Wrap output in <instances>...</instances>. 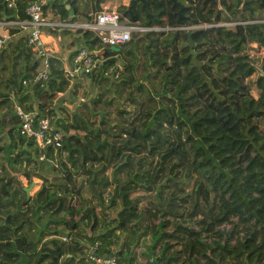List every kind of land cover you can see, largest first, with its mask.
<instances>
[{
	"label": "trees",
	"instance_id": "16d2710c",
	"mask_svg": "<svg viewBox=\"0 0 264 264\" xmlns=\"http://www.w3.org/2000/svg\"><path fill=\"white\" fill-rule=\"evenodd\" d=\"M32 1L9 9L0 0V21L28 19ZM106 1L42 8L82 23ZM159 1L123 15L175 27L177 8ZM181 1L185 24L247 23L193 31L196 62L181 31L105 45L76 29L97 65L72 79L49 57L46 79L35 80L42 59L27 34L15 49L0 48V106L15 103L62 134L41 160L34 138L10 135L15 107L0 116V264H97L90 253L118 264H264V22H255L264 19L248 9L263 11L264 0L247 8L219 0L222 9L216 0ZM22 178L39 180L38 189L27 196Z\"/></svg>",
	"mask_w": 264,
	"mask_h": 264
},
{
	"label": "built area",
	"instance_id": "2783aa9c",
	"mask_svg": "<svg viewBox=\"0 0 264 264\" xmlns=\"http://www.w3.org/2000/svg\"><path fill=\"white\" fill-rule=\"evenodd\" d=\"M9 9H14L16 0H2ZM46 0H33L25 10L28 19H6L0 21V48H3L5 41L10 34L8 29L16 27L19 29L28 28L27 45L35 50L37 57L42 59V70L38 73L35 80L46 79V70L48 67L47 60L49 58L47 48L43 40V30H71L76 29L88 30L97 35L100 41L105 45H117L128 42L133 34L144 32H193L195 30L210 28V27H233L235 24H246L247 22H227V23H194L185 24L184 26L175 27H158V26H143L139 22H130L124 20L119 11L117 3L111 5L104 4L100 10L94 14V18L90 22H70L59 21L49 18L47 12L42 8ZM47 15V16H46ZM253 22V21H252ZM255 22H264V20H255ZM96 52L88 51L85 48H80L74 55L72 62L73 67L65 71L66 77L72 79L82 73H90L97 65L95 59ZM15 115L18 118V124L15 129H12L11 134L34 138L40 150L43 153L39 154V159H44V151L52 146L57 149L61 146L62 134L56 131L48 118L35 119L34 112H25L20 107H15ZM88 259L97 264H118L114 257L99 258L92 253L88 255Z\"/></svg>",
	"mask_w": 264,
	"mask_h": 264
},
{
	"label": "crops",
	"instance_id": "0c3cea01",
	"mask_svg": "<svg viewBox=\"0 0 264 264\" xmlns=\"http://www.w3.org/2000/svg\"><path fill=\"white\" fill-rule=\"evenodd\" d=\"M87 1L88 0H81L80 6L82 7L83 4H85ZM128 1L129 0H107L106 2L102 3V6H104V4L111 5L114 2L117 3L118 11L120 15L123 17L124 20H128L127 17H124L123 15L125 12L124 9L128 5ZM229 1L230 0H226V2ZM231 1L235 2V0H231ZM68 7L72 9L74 13V9L71 6V4L66 3L65 8L68 9ZM136 9H139V6H137ZM87 10L91 11V6H88ZM45 11L47 12L49 18H52L50 12L48 10ZM14 31L15 33L10 34L9 38L5 41L6 47H8L10 50L16 48L18 44V40L27 34L28 28L26 29L16 28L14 29ZM43 40L45 42L47 53L50 58L52 57L59 59L65 71L73 67L72 54L76 53V51H78L83 44V38L81 37L80 33L74 31H67L66 29L53 30V29L45 28L43 30Z\"/></svg>",
	"mask_w": 264,
	"mask_h": 264
},
{
	"label": "water",
	"instance_id": "95a60500",
	"mask_svg": "<svg viewBox=\"0 0 264 264\" xmlns=\"http://www.w3.org/2000/svg\"><path fill=\"white\" fill-rule=\"evenodd\" d=\"M147 1L148 0H129L128 5H127V11L131 14V12H132L131 7L134 4L140 5L141 9L146 11L145 6H146ZM152 1H154L157 4L160 3L159 0H152ZM216 1H217L218 5H220V1L219 0H216ZM223 1L226 2V0H223ZM170 2L172 3L173 8H177V10L175 12V14L177 15L176 26H184L185 22L183 21V18H184L183 13H184V9L187 7V3L182 2L181 0H170ZM246 4H247V0H236V2H235L236 7H240V6L245 7ZM68 11H69L68 12L69 16L74 15L73 10L70 9L69 7H68ZM251 12H252V9H251ZM185 34L188 38V43L186 46L189 47V50H190L189 55H191L195 61L196 57H197V52H195L193 50L195 47V43L192 41V38H191L192 32H186ZM173 38H174V36L170 39V42L173 41ZM33 186H34V183H31L28 187L24 188V191H25L27 196L29 195V191L32 189ZM222 233L226 234V233H229V231L228 232L222 231Z\"/></svg>",
	"mask_w": 264,
	"mask_h": 264
},
{
	"label": "rangeland",
	"instance_id": "374dc122",
	"mask_svg": "<svg viewBox=\"0 0 264 264\" xmlns=\"http://www.w3.org/2000/svg\"><path fill=\"white\" fill-rule=\"evenodd\" d=\"M230 2H232L231 0H230ZM234 2V1H233ZM235 2H236V0H235ZM235 2H234V4H235ZM257 17H262L263 19H264V10L263 11H259L258 10V12H257V14H255ZM122 17V16H121ZM227 22H229V21H222V23H227ZM229 28H231L232 29V27L229 25ZM204 62H207V60H205ZM3 65H5V66H8L9 64H8V60L7 59H4V62H3ZM83 84L87 87V83H86V81L85 80H83ZM86 87H84V90H86ZM82 89V88H81ZM5 92H8L9 93V91H5ZM96 92H97V89H96V87H93V88H88L87 89V95H86V99L87 100H89V99H91V98H93L95 95H96ZM66 96H68V93H66V95H65V97ZM67 99V98H66ZM77 99H79V97H77ZM14 105H15V103H14ZM11 106V104H8L7 106H0V116H2V115H4V114H6V113H14V107H16V105L15 106ZM11 106V108H9L8 109V107H10ZM75 106V102H73L71 105L69 104V106H67V109L69 110V111H71L72 109H73V107ZM13 107V108H12ZM16 128V126L14 127V128H12V129H15ZM10 135L12 136V137H17V134H11L10 133ZM4 162H6V159H4L3 160ZM16 175H20V173H17ZM49 177H51L50 175H49ZM34 180V183L36 184V183H40V181L39 180H37V179H33ZM22 183H23V185H24V187H28L29 186V183L27 182V180L25 179V178H22ZM39 185V184H38ZM38 189V186L36 187V185H34L33 187H32V189L29 191V195H31V194H33L34 193V191H36ZM109 192H110V190H109ZM31 226H32V230H33V235H37L38 234V230H39V228L40 227H36L33 223H31ZM230 225H226L225 227H223V229L226 231V232H228V231H230L229 229H230V227H229ZM67 240V239H66ZM149 242H150V239H146V243L147 244H149ZM142 246H144V245H142ZM143 249V248H142Z\"/></svg>",
	"mask_w": 264,
	"mask_h": 264
},
{
	"label": "flooded vegetation",
	"instance_id": "af4514ba",
	"mask_svg": "<svg viewBox=\"0 0 264 264\" xmlns=\"http://www.w3.org/2000/svg\"><path fill=\"white\" fill-rule=\"evenodd\" d=\"M247 5V4H246ZM246 7V6H245ZM245 7H238V8H245ZM247 8V7H246ZM249 10H250V12H251V9H252V14H257V12H258V9L256 8V7H253V8H248ZM124 11H127V6L125 7V9H124Z\"/></svg>",
	"mask_w": 264,
	"mask_h": 264
},
{
	"label": "clouds",
	"instance_id": "9594fccd",
	"mask_svg": "<svg viewBox=\"0 0 264 264\" xmlns=\"http://www.w3.org/2000/svg\"><path fill=\"white\" fill-rule=\"evenodd\" d=\"M101 6H102V4H101ZM218 8H220V9H222L221 7H220V5H218ZM123 18V17H122ZM211 28V27H210ZM68 31H71V30H68Z\"/></svg>",
	"mask_w": 264,
	"mask_h": 264
}]
</instances>
